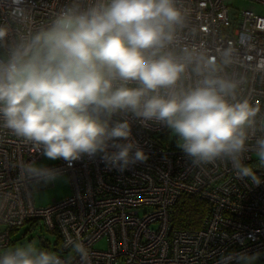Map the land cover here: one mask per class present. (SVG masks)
Here are the masks:
<instances>
[{"label": "clouds", "instance_id": "1", "mask_svg": "<svg viewBox=\"0 0 264 264\" xmlns=\"http://www.w3.org/2000/svg\"><path fill=\"white\" fill-rule=\"evenodd\" d=\"M184 24L176 0H69L49 27L20 37L0 58V125L47 160L71 167L99 157L119 172L149 158L133 124L160 125L193 167L220 161L259 186L264 181L247 161L264 168L260 109L237 99L240 81L224 72L227 56L217 63L200 50L177 49ZM7 34L0 27V42ZM189 68L197 79L186 84ZM20 176L48 185L62 172L33 161ZM64 247L66 258L25 242L0 250V264H71L72 254L88 264L82 240L69 238ZM257 259L231 251L217 264Z\"/></svg>", "mask_w": 264, "mask_h": 264}, {"label": "built area", "instance_id": "2", "mask_svg": "<svg viewBox=\"0 0 264 264\" xmlns=\"http://www.w3.org/2000/svg\"><path fill=\"white\" fill-rule=\"evenodd\" d=\"M242 1L249 3L247 8H235L234 0H176L185 16L176 47L200 50L217 63L227 56L224 72L240 81L237 99L260 109L259 126L264 123V0ZM68 2L0 0V27L8 29L0 42V58L20 37L49 27ZM196 79L189 68L185 83ZM132 132L149 157L146 162L119 172L99 157L85 156L71 167L56 160L47 166L68 176L71 192L37 207L31 194L49 184L21 177L20 168L38 163L40 151L0 125V250L11 244L12 230L39 220L56 236L46 250L66 258L70 250L65 242L80 239L89 251L88 264H217L231 251L258 253L264 259V182L255 186L247 178L239 179L231 165L220 161L193 167L176 140H168L169 130L163 126L141 128L134 123ZM247 163L264 181V168L255 160ZM181 193L196 194L209 203L195 230L169 224V211ZM101 241L105 246L97 247ZM72 257L71 264H80Z\"/></svg>", "mask_w": 264, "mask_h": 264}, {"label": "rangeland", "instance_id": "3", "mask_svg": "<svg viewBox=\"0 0 264 264\" xmlns=\"http://www.w3.org/2000/svg\"><path fill=\"white\" fill-rule=\"evenodd\" d=\"M235 8H247L248 2L242 0H234ZM168 140H176V138L170 133H168ZM56 161V160H55ZM55 161L47 160L41 157L38 164H43L45 166L54 163ZM69 178L66 174H62V177L55 183L49 184L46 188L33 191V201L34 205L37 207H43L50 204L53 199L58 200L64 196H67L71 192V186L69 183ZM34 206V207H35ZM3 227L0 226V230ZM11 244L8 248L14 247L16 245L23 244L25 242L36 241L38 246L44 250L47 248V242L51 243L55 240L56 236L53 232L45 231L43 224L39 220L32 222H26L18 229L12 230L10 234ZM97 247H104L105 242L101 241L96 244ZM253 264H264V259L260 258L255 260Z\"/></svg>", "mask_w": 264, "mask_h": 264}, {"label": "trees", "instance_id": "4", "mask_svg": "<svg viewBox=\"0 0 264 264\" xmlns=\"http://www.w3.org/2000/svg\"><path fill=\"white\" fill-rule=\"evenodd\" d=\"M209 203L196 194L181 193L171 207L169 224L173 229L195 230L208 213Z\"/></svg>", "mask_w": 264, "mask_h": 264}]
</instances>
